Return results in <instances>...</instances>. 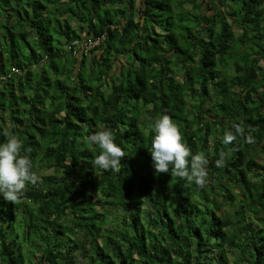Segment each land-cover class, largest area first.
Segmentation results:
<instances>
[{
    "label": "trees",
    "instance_id": "trees-1",
    "mask_svg": "<svg viewBox=\"0 0 264 264\" xmlns=\"http://www.w3.org/2000/svg\"><path fill=\"white\" fill-rule=\"evenodd\" d=\"M83 33L105 40L74 55ZM165 113L203 186L156 174ZM103 128L119 171L92 164ZM5 132L36 182L0 195V264H264V0H0Z\"/></svg>",
    "mask_w": 264,
    "mask_h": 264
},
{
    "label": "clouds",
    "instance_id": "clouds-1",
    "mask_svg": "<svg viewBox=\"0 0 264 264\" xmlns=\"http://www.w3.org/2000/svg\"><path fill=\"white\" fill-rule=\"evenodd\" d=\"M236 133L244 135L240 125H235ZM151 153L152 165L157 175L174 171L176 176L187 182H195L203 186L208 179L209 160L203 153L192 154L189 146L184 142L179 126L173 122L168 114L154 118L151 124ZM6 139L0 142V195L5 200L16 202L26 191L28 185L35 184L36 174L33 163L26 154L23 141L15 134L4 133ZM236 136L226 133L222 143L231 144ZM252 142L251 137H245ZM100 149L99 155L94 156V168L104 171H119L121 159L125 153L115 142L112 130L98 129L86 138ZM22 152L25 154L22 155ZM225 155L223 152L214 161L215 167L223 168Z\"/></svg>",
    "mask_w": 264,
    "mask_h": 264
},
{
    "label": "built area",
    "instance_id": "built-area-1",
    "mask_svg": "<svg viewBox=\"0 0 264 264\" xmlns=\"http://www.w3.org/2000/svg\"><path fill=\"white\" fill-rule=\"evenodd\" d=\"M105 36H89L85 33V36H81L79 39H74L69 45L70 48H73L74 55H83L87 54L91 49L98 46L100 43L104 42ZM15 70V69H14ZM20 71V70H15ZM22 71V70H21Z\"/></svg>",
    "mask_w": 264,
    "mask_h": 264
},
{
    "label": "rangeland",
    "instance_id": "rangeland-1",
    "mask_svg": "<svg viewBox=\"0 0 264 264\" xmlns=\"http://www.w3.org/2000/svg\"><path fill=\"white\" fill-rule=\"evenodd\" d=\"M82 36H85V33H83ZM119 62H120V61H119ZM114 69H116V68H114ZM48 171H49V170H48Z\"/></svg>",
    "mask_w": 264,
    "mask_h": 264
}]
</instances>
